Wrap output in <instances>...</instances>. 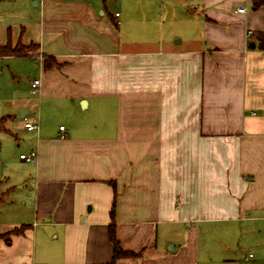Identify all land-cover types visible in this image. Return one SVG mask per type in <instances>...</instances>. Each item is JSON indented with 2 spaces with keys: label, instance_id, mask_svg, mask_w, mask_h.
Here are the masks:
<instances>
[{
  "label": "crops",
  "instance_id": "1",
  "mask_svg": "<svg viewBox=\"0 0 264 264\" xmlns=\"http://www.w3.org/2000/svg\"><path fill=\"white\" fill-rule=\"evenodd\" d=\"M33 2L17 43L37 49L0 56L33 64L9 102L25 150L18 172L2 152L0 264H111L112 222L140 253L116 264H264V5Z\"/></svg>",
  "mask_w": 264,
  "mask_h": 264
},
{
  "label": "rangeland",
  "instance_id": "2",
  "mask_svg": "<svg viewBox=\"0 0 264 264\" xmlns=\"http://www.w3.org/2000/svg\"><path fill=\"white\" fill-rule=\"evenodd\" d=\"M31 9V10H29ZM182 11L191 12L192 8L184 7ZM29 10V12H28ZM35 5L33 0H0V44L7 41L17 43L21 29L24 26L23 22L27 20L28 16L31 17L34 14ZM162 9L158 13L162 14ZM183 11V12H184ZM29 13V14H28ZM193 16V14H186ZM196 16V15H194ZM158 25H161L160 20ZM184 36V33H181ZM22 43V42H21ZM23 44V43H22ZM30 50H36L37 44L31 42L24 44ZM30 69H33V64L30 61H26L23 58H1L0 57V118L6 117V127L13 131L15 135L10 133L2 134L0 132V170L4 169L2 164V152L8 154V158H11V169L14 171H20L23 164L19 163L20 153L25 149L18 147L17 136L22 139L23 122L20 115V110L14 102V108H9V102L15 100L19 93H25L29 88V84L25 81L27 73ZM13 114V117H7V115ZM1 136L9 138V142L15 147L13 150H6ZM18 139V140H19ZM14 151V152H12ZM10 165V164H9ZM4 180V178H0ZM14 189V188H13ZM17 190H23L22 187H17ZM14 193L12 192L11 195ZM18 201H21V195H17ZM13 209H10L9 214H14ZM5 213L0 212V218L4 217Z\"/></svg>",
  "mask_w": 264,
  "mask_h": 264
},
{
  "label": "trees",
  "instance_id": "3",
  "mask_svg": "<svg viewBox=\"0 0 264 264\" xmlns=\"http://www.w3.org/2000/svg\"><path fill=\"white\" fill-rule=\"evenodd\" d=\"M264 5V0H252V7L254 9H257ZM253 40L257 43L258 47L262 50H264V31H257L254 32ZM30 50L28 47H26L24 44L21 42L17 44H12L10 41H8L5 44H0V56H6V55H23L26 54V52ZM56 64L55 61H52V57H45V66L50 67L52 65ZM6 117H1L0 118V130L4 129V122H5ZM3 199V196L0 194V200ZM114 205L111 209V215H112V220L114 219ZM17 232L18 230L15 229L13 230ZM109 237L110 240L113 243L114 246V253H113V258L111 264H116L117 260L120 258L124 257H137L140 253L136 252L134 250H128L124 249L117 238L116 235V228H115V223L112 222L109 227Z\"/></svg>",
  "mask_w": 264,
  "mask_h": 264
},
{
  "label": "built area",
  "instance_id": "4",
  "mask_svg": "<svg viewBox=\"0 0 264 264\" xmlns=\"http://www.w3.org/2000/svg\"><path fill=\"white\" fill-rule=\"evenodd\" d=\"M238 11H245V8L244 7H240L238 9ZM116 16L119 15V12H117L115 14ZM41 85V80L40 78H34L31 82V89H32V92H37L39 87ZM25 127L29 130H32V129H36L37 128V125L33 122H25ZM61 129L64 128V125L60 126ZM37 157V151L36 150H33L31 151L30 153L28 154H21V158H26V159H35Z\"/></svg>",
  "mask_w": 264,
  "mask_h": 264
},
{
  "label": "water",
  "instance_id": "5",
  "mask_svg": "<svg viewBox=\"0 0 264 264\" xmlns=\"http://www.w3.org/2000/svg\"><path fill=\"white\" fill-rule=\"evenodd\" d=\"M250 46L251 47H254L255 46V42L254 41H251Z\"/></svg>",
  "mask_w": 264,
  "mask_h": 264
}]
</instances>
